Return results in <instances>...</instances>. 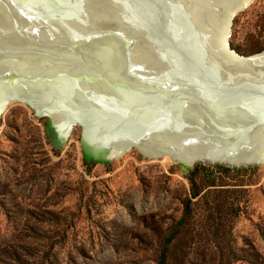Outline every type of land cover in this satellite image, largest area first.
Returning <instances> with one entry per match:
<instances>
[{"label": "rangeland", "instance_id": "obj_1", "mask_svg": "<svg viewBox=\"0 0 264 264\" xmlns=\"http://www.w3.org/2000/svg\"><path fill=\"white\" fill-rule=\"evenodd\" d=\"M29 1L0 0V10L18 15L16 24L22 27L30 23L27 17L34 2ZM34 1L49 6L52 10H46L53 14L60 13L67 23L63 30L81 27L83 16L87 23L93 21L91 15L73 18L68 14L70 0H57L64 2L63 9L52 0ZM110 6L111 0H106L102 13L119 23H114L119 30L113 44L134 42L133 36H127L137 24L131 11L134 4L115 11ZM104 26L111 29V21L104 20L96 36L101 37ZM229 41L242 55L264 49V0H253L236 15ZM15 55L22 58L21 52ZM45 56L54 60L51 53ZM61 57L65 67L73 54ZM28 61L21 69L37 65V60ZM39 65L41 69L36 70L41 74L47 67ZM46 123V116H37L30 104L17 100L8 104L0 118V264H156L159 235L175 230L183 215V201L190 194L189 172L197 165L212 164L198 163L185 174L170 157H145L137 147L106 163L88 162L80 124L73 126L57 149L47 135ZM250 167L256 170L232 171L225 178L238 209L225 210L206 223L203 205H195L193 218L178 228L170 264H186L194 244L212 248L205 264H264V164ZM203 226L210 231L209 239L205 232L193 236V229Z\"/></svg>", "mask_w": 264, "mask_h": 264}, {"label": "water", "instance_id": "obj_2", "mask_svg": "<svg viewBox=\"0 0 264 264\" xmlns=\"http://www.w3.org/2000/svg\"><path fill=\"white\" fill-rule=\"evenodd\" d=\"M132 1L134 6L131 11L136 15L137 24L127 36L136 35L140 41L133 46L134 52L124 54L125 71L117 74L103 69V76L95 78L100 81L101 77L103 87L93 97L113 99L112 104L115 105L118 102L135 105L139 110L136 117L140 120L130 125L132 129L125 131L123 117L128 111L109 112L107 109L102 120L71 113L76 117L74 125L80 124L83 128L85 160L106 163L137 147L149 153L145 157L169 156L185 174L198 163L225 164L234 168L264 164V49L242 55L231 47L229 41L234 18L253 0ZM125 2L127 0H111L110 11L119 6L126 8ZM13 15H8L4 23L0 20V38L22 39L37 33L30 29V23L22 24L23 28L17 25L18 15ZM28 19L30 21L31 18ZM114 23L119 25L111 21V29L107 30L104 26L102 33L104 39L112 43L118 41L119 26ZM70 24L75 26L74 21ZM62 25L60 23L54 30L57 32L55 36L64 39L76 36L73 31L63 30ZM74 31L80 33L82 29ZM123 31L126 34L125 28ZM145 35L150 37L148 42L144 39ZM65 50L68 51L61 49ZM21 53L23 56L24 53ZM67 54H71L70 50ZM131 55L136 58L133 65H130ZM31 56L35 55L23 58L30 59ZM74 59L72 57L68 61L75 66L78 60ZM36 63L44 62L39 59ZM44 64L47 69L41 74L37 70V73H31L32 70L19 68L26 66L24 63L8 69L0 67V95L5 99L0 108V118L14 100L30 104L37 116L47 117V135L54 147L60 149L67 141L64 137L66 132L55 131L53 113L40 112L32 96L37 97L39 103L49 102L55 95L49 90L58 82L56 78H70L62 64L53 61ZM88 64H92L89 67L92 69L102 65L99 59H92ZM81 76L76 74V82L81 80ZM123 79L133 82L123 83ZM116 85L120 94L114 89ZM86 105L95 112L106 108L95 98ZM46 106L48 109L55 108L54 105ZM73 107L77 109L78 106L73 104ZM151 109L156 110L152 112ZM159 115L162 123L155 122ZM109 137L118 141L116 146L125 143V139L129 142L106 150L104 141Z\"/></svg>", "mask_w": 264, "mask_h": 264}, {"label": "bare ground", "instance_id": "obj_3", "mask_svg": "<svg viewBox=\"0 0 264 264\" xmlns=\"http://www.w3.org/2000/svg\"><path fill=\"white\" fill-rule=\"evenodd\" d=\"M120 1L123 2V0H120ZM51 3L53 5H56V4L59 5L60 3V8L63 9L61 5H63L64 2L61 3V1L57 2V0H52ZM65 3L69 4L68 2H65ZM105 3H106L105 0H91V1L89 0H73V1L70 0L71 7L68 11H66L68 14L70 12L72 16H74L73 18L75 17L80 18L84 14L91 15L93 16L92 18L93 21L91 23H87L86 20H84L87 17L83 16L81 20L83 22H81L80 25L78 24V27L81 26L79 27V30L82 29V32L79 33L72 29L70 31H73L74 33H76L75 34L76 36H69L70 38L64 39L63 37L60 38L57 35L55 36L56 32L54 31L60 26V23L63 24L62 26H65L64 24H67V23H64L63 20H61L60 13L57 14L56 12H54L53 14L46 10V9H49V6L43 5L41 7L42 4L40 3V1H35L33 3L34 6H32L33 9L35 10L32 9L33 12L31 11L30 13V18H31L30 19V29L35 30L37 33L35 35L29 34L22 39L17 38V37L0 38V67L4 69H8V67L10 66L19 67V65H17L18 63H22V64L24 63L26 65L30 64V62L28 61V58L24 59L23 58L24 56H21L22 58L20 60H17L14 58V57H17V55L15 54L19 52H25L24 54L25 57L30 56L33 53L35 56H31L30 60L38 61L40 59V61H43L44 63L48 61H53V62L58 61L57 64H60V65L62 62L60 60L63 59L61 56L66 55V53H68L69 50H70V53L73 54V57H75V59H78V63L76 62L77 64L75 66L72 63L68 62L66 63L67 65L65 67H62V68H65L66 71H68L66 75L70 79H65L61 77L56 78L58 82L54 86H52L49 90L50 92H52V94H55L54 98L51 101L49 102L42 101V103H39L38 98L32 96V99L35 100L36 102L35 104L36 106L39 107L40 112H48L50 114L53 113L54 115L53 117L55 119V127H56L55 131L56 132L57 130L59 132L65 131L66 132L64 136L65 138H68V136L70 135L71 130L74 126V120L76 119V117H74L75 115L71 113H77V115L88 117L89 119L98 118L99 120H102V118L105 117L104 113L107 112L108 110L109 112L110 110H114V111L119 110L123 113H126V111H128L126 114L127 116L123 117V122H125V125H126L124 128L125 131L128 130L127 128H130V125L132 126L133 123H138L140 120L138 117H136V113L139 112V110H137L135 105L133 106L123 105L119 102L117 103V105H115V104H112L113 99L105 98L104 100H101V98L98 99L96 97H93L96 94V91L102 90V87H103V84H102L103 80L101 79V77H100V81H98L95 78H99V76H103L104 74L103 69H105L106 72L107 71L110 72V70H113L117 74L122 73L121 70L125 71L126 66H124L123 63L126 64L125 62V56L127 55L126 53L134 52L132 49L133 46L135 45L137 46L138 42L140 41V39L137 40L136 37L133 36L132 39L134 40V42L130 41L126 43L127 45L124 44V46H122V44H119V43L117 45H114L112 42H110L109 44L108 41L106 43V38L104 39V36L102 35L101 37L98 35L96 36V34L98 33V31H96V28L99 26H102L104 20H107V21L110 20V21L117 22L116 18H112V17L107 18L106 16H104V13H102V11L105 10ZM94 4L96 6H92ZM133 4H134V1L132 0H127V2H125V5L127 6L129 5L131 6ZM40 10H43L44 12H41ZM49 10H52V9H49ZM2 12L4 14H2ZM7 16L8 14H6L4 10L3 11L0 10V20H3V23L5 21L4 19L7 18ZM65 29L68 30L67 27ZM86 31H90L88 32L90 34L86 33ZM51 34H54V35L52 36ZM45 37L48 40H45L44 39ZM129 37L130 36H128V38ZM100 45H105V46L101 48ZM129 48L132 50H130ZM61 49H67L68 51L66 50L61 51ZM49 53L53 54L54 60L49 59L47 56H45V54H49ZM57 54H59L60 56ZM124 54L126 55L124 56ZM131 56L133 57V55ZM92 59H99L102 65L100 67L97 65V67L94 69L89 68L91 67L92 64L89 65L88 63H90ZM131 60L132 62L130 65H133L135 63L133 61H136V58L133 57ZM40 67H41L40 65L33 66L31 68L32 70L31 73H33L36 69H39ZM35 73L37 72L35 71ZM77 73H80L81 75H83L81 76V80L78 82H76L75 80L76 78L74 79ZM107 74L108 73H106L105 75L108 76ZM116 79L117 78H114V80ZM118 81L120 82L119 78H118ZM122 82L131 84L133 81H131L130 79L128 80L123 79ZM116 88H118L117 85L114 89L116 90ZM116 93L120 94L119 90H116ZM92 98H95L98 101V103L101 105L105 104L104 106H106V108H103L105 110L98 109V112H95L92 110L91 106L86 105L87 103L92 102ZM139 100H142V99H139ZM4 102H5L4 97L0 95V108ZM46 104L51 105V106L54 105L55 108L48 109ZM73 104L78 106L77 109L73 107ZM94 109H97V108H94ZM154 110L156 109H151L152 112H154ZM151 111L148 112V114H150ZM80 114H83V115H80ZM161 116L160 115L159 117L157 116V118H155V122L158 123V121H160L161 119L160 118ZM160 122L162 123L163 121H160ZM150 123L152 124L153 122H150ZM124 141L125 143L129 142V141H126V139ZM104 142H105L104 148H106V150H111L112 147L116 146L115 143L118 141H115V138L111 137L109 140L106 139ZM125 143H122V144H125ZM120 145H117L116 147ZM141 151L144 153V155L146 156L149 155V153H147L146 150L142 149ZM166 156L167 155H165L164 157Z\"/></svg>", "mask_w": 264, "mask_h": 264}, {"label": "trees", "instance_id": "obj_4", "mask_svg": "<svg viewBox=\"0 0 264 264\" xmlns=\"http://www.w3.org/2000/svg\"><path fill=\"white\" fill-rule=\"evenodd\" d=\"M233 47V46H232ZM262 49V48H261ZM255 167L245 168H232L224 165H197L194 170L190 171L188 178L190 181V194L183 201L184 210L183 215L179 219L176 229L171 230L168 235H159V245L156 248L155 262L156 264H170L171 260V247L177 238L178 228L188 219L193 218L195 205H203L202 208L206 213V223L213 221L215 216H220L225 213V210L238 209L239 204H235L234 197L230 196L228 190L229 184L225 181L229 173L232 171L238 173L255 171ZM234 186L237 184H233ZM237 200V199H236ZM213 224V222H211ZM196 230L193 236H199L203 232L207 233V239H209L210 231L205 229L204 226L201 230ZM192 233V234H193ZM193 243V241H192ZM194 244V243H193ZM217 249V247H215ZM212 248L210 246L199 247L195 244L189 249L187 253L186 264H205L207 262L206 257L210 256ZM172 261V260H171Z\"/></svg>", "mask_w": 264, "mask_h": 264}]
</instances>
